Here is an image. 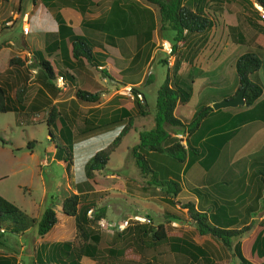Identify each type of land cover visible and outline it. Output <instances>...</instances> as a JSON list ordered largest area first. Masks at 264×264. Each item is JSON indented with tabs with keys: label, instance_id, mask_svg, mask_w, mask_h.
<instances>
[{
	"label": "rangeland",
	"instance_id": "374dc122",
	"mask_svg": "<svg viewBox=\"0 0 264 264\" xmlns=\"http://www.w3.org/2000/svg\"><path fill=\"white\" fill-rule=\"evenodd\" d=\"M56 1L0 0V72L2 74L0 80L6 83L10 95L13 94L15 87L23 86L24 104L29 101L37 87L36 62L25 47L40 50L43 57H47L56 68H64V65L57 49L50 55L44 50V44L51 41L47 37V33L43 37L39 33V36L29 38L30 32L27 34L28 37L21 36L19 26L22 21L21 14L28 12L26 21L29 23L31 21L32 12L30 9L32 3L42 4L45 7L43 11L47 10L53 13L55 8L50 3ZM95 1V4L88 5V12L85 11L87 17L104 15L108 10L107 6L111 5L112 2V0ZM44 2L45 4H43ZM121 2L124 5L131 4L133 6V10L122 6L125 15L124 20L130 26L138 27L142 21L141 16L144 13L140 12V9H148L151 12L154 27L150 41L143 46L136 44L133 34L127 33L120 36L114 33L116 44L112 47L104 42L103 32L95 30L97 35L95 39L104 45L102 49L92 48L96 57L99 58L100 63L98 66L94 67L87 63L83 66H77L74 63L73 68L68 69V72L74 76L75 85L69 84L64 77L61 79L62 84L60 82L57 85L54 79L53 85L56 88L54 96L50 98L49 104L37 115L27 116L28 121L17 119L14 111L0 112V196L17 206L27 216L36 218L42 209L47 206L58 211L61 197L66 193L75 192L78 184L89 191L88 197L92 198L95 203L92 209L102 208L103 217L100 219L110 223V225L121 218L130 220L132 215L137 214L149 218L145 228H154L156 225L161 224L166 231L169 242L162 243L153 249H145L143 254L141 252L142 255L138 253L142 245L140 248H135L136 241L129 237L131 233L128 232V234L125 231V234L118 240V244L125 248V253L117 259L121 264H127L130 261L135 264L137 262L134 258L135 255H138L137 259L139 261H143L144 258L150 259L151 255H155L160 264H186L190 260L189 257H186L185 261L183 255L176 254L169 248L176 241L175 239H186L194 245H200L207 252L209 259L216 264H240L234 251V244H239V251L243 255V240L253 231L260 230L255 228H258V224L264 220V217L259 218L261 214H264V186L261 188L264 183L261 178L259 179L260 196L254 198L249 190L245 194L239 192L242 184L247 182L246 180L250 182L251 176L249 174L253 171L252 169L239 168L235 166V162L231 165L226 162L222 163L223 168L220 169L218 167L220 162H218V165L217 163L212 165L210 171L205 174L201 171V173H197L190 165L185 167V162L179 163L164 153L154 154L149 150H144V156L148 159L151 168L157 173L158 177L166 178V174L169 173L168 177L175 180L180 188L186 186L185 192L182 191L178 196L177 194L171 196L164 191V188L148 184L146 182L148 177L139 174L130 154V147L138 141V131L147 129L152 125L155 92L164 79L166 72L172 75L175 70V75L184 85H190V80L195 79L197 82L198 78H203L205 83L203 85L204 92H210L213 96L225 93L226 86L232 83L235 73L233 65L231 66V75L223 73L220 70L223 61L228 57L235 59V56L240 53L251 50L249 46H253L254 43L258 42L257 40L253 42L254 35L259 34V39L264 42L261 37V35L264 36V30L252 27L244 19L249 16L260 20L258 9L251 3V0H222L221 19L225 24L237 23L239 31L243 38L248 40L249 46L239 42L230 43L224 47L216 58L214 57L213 63L205 64V56L209 49L206 50V43L202 45V50H200L201 46L195 48L196 42L194 41L197 35H187L186 42L177 44V51L171 52L168 56L162 51L160 44L167 42L171 45L172 32L162 30L159 27L157 7L145 0H121ZM204 5L208 6V2L205 1ZM50 12L48 13L50 14ZM75 12L78 13L76 10ZM13 14H16L14 19ZM6 20H11L10 25L3 23ZM46 21L48 22V20ZM46 21L45 23L42 22V26L44 25L43 30L52 32L55 28L53 17L49 20L50 24L48 23V26ZM262 23L261 26L264 28V21ZM209 33L210 30L207 34ZM259 47L264 48V44L262 43ZM191 50H195L194 53L197 52L200 56L197 58L193 56L191 61L188 60L193 53L189 54L188 57L186 54L182 58L187 51L190 53ZM255 52L261 63H264V50L256 49ZM22 54L27 56L23 64L18 67L8 65L10 57ZM100 54L111 56L113 60L110 61L112 63L104 57H100ZM132 56H134V62L129 63ZM163 58L166 60L164 63L162 62ZM178 58L180 62H176ZM211 58L209 61H211ZM198 59L200 60L197 61ZM99 66L109 74L108 77L102 76L103 73L100 71ZM262 66L264 65L262 64ZM134 81L137 82L134 84L129 83ZM127 85L130 86L131 93L126 90ZM75 87L87 91H97V100L88 102L75 98ZM136 92L143 94L149 109L144 114L137 111L136 99L131 97V94L134 96ZM120 105L125 106L132 116L131 124L124 135L123 141L120 140L119 147L117 145L118 148L116 147L109 154L104 167L92 172V179L85 178L83 175L84 165L92 152L105 146L125 124L126 116L122 115L111 121L113 110ZM50 106L58 112V116L65 117V120L69 121V124L64 123L70 130V140H65L66 138L62 134L59 136L51 125L47 126L45 120ZM180 108L181 106H179ZM192 109L194 110L195 107H192ZM87 120L92 123L93 127L91 129H88L90 122ZM62 126L64 127V125ZM48 127L50 128V135L47 133ZM261 134L263 135V133ZM30 140H33V143L27 146L26 143ZM200 141L201 143L205 142L204 140ZM62 142L67 146L69 152L61 147ZM244 148L250 149L247 146ZM240 156L244 158L238 159V162L246 160V153H242ZM209 158L210 155L205 160L207 161ZM211 159L210 161H212ZM162 169L166 170L167 173L164 174ZM191 170L195 174H192ZM200 170L202 169L200 168ZM260 170L264 172L262 167H260ZM228 176L230 180L226 181ZM193 179L194 181L203 182L204 185L213 183L214 186L225 187L228 194L224 197L227 200H217L214 194L210 198L206 197L204 193L209 190L205 188L206 186L197 188L196 194L191 190V180ZM184 194L200 199V205L207 207L205 209L212 216L210 222L217 224L229 223L230 226L234 225L235 228H242L248 224V229L239 233L238 236L232 237L229 246L223 245L219 239L208 234H199L186 208L183 207V204L190 200L183 198ZM233 203L240 206L249 203L252 210H248L246 218H244L242 211L231 210V212L217 209L220 204L228 206ZM248 219H251V221L246 222ZM58 220L59 222L52 228L56 227V230L59 228V231H62L63 237L61 240L72 238L71 221L61 216ZM65 221L69 224L67 225ZM134 225H137V223L134 222ZM35 227V224H32L22 233L3 232L0 254L12 256L16 264H28L31 260H34L38 251L46 255L51 243L46 239H42V235L39 237L36 234ZM262 227L264 228V225ZM92 228H96L99 234L97 246L101 260L113 259L106 256V249L111 246L110 237L113 228L109 225L100 228L96 223ZM147 232V236H149L150 232ZM101 260H93L83 256L80 262L82 264H100ZM190 264L206 263L199 257L192 260Z\"/></svg>",
	"mask_w": 264,
	"mask_h": 264
},
{
	"label": "trees",
	"instance_id": "16d2710c",
	"mask_svg": "<svg viewBox=\"0 0 264 264\" xmlns=\"http://www.w3.org/2000/svg\"><path fill=\"white\" fill-rule=\"evenodd\" d=\"M145 1L157 7L159 27L162 30L172 32V53L177 51V44L186 42L187 35H197L194 41L196 42L195 48L201 46L200 50H202V45L206 43V50L211 49L212 51L209 58L205 61V64H207L212 61H209L211 56L216 57L224 47L228 45L229 38L235 41L233 39H236L237 36L238 40L235 42L239 40L241 42L243 41L241 33L236 31V27L225 24L221 19L220 10L222 0ZM205 1L208 2V6L204 5ZM253 2L257 6L264 8V0H253ZM95 3V0H57L52 3L55 7L69 5L77 9L82 15L81 25L85 33L83 31L80 34L73 33L71 28L64 24L60 14L55 13L54 17L59 39L58 41L44 44L43 48L48 55L58 49L64 68H56L47 57H43L40 50L25 47L31 54L32 59L36 62L37 87L29 101L24 104V87H15L13 89V94L10 95L6 83L0 80V112L14 111L17 115V119L28 121L26 118L27 116L37 115L49 104L50 98L54 96L56 88L53 85V81L55 77L60 75L64 77L69 84L75 85L74 76L68 72V69L73 68L74 63L77 66H83V64L86 63L94 67L98 66L100 61L94 54L92 48L98 47L102 49L103 43L95 40V37L91 35L87 36L86 34H88L87 32L89 30L98 28L104 31V42L110 46H115L116 44L114 33L120 36L127 33L133 34L136 39V44H141L143 46L150 41L154 21L148 9H143V11L142 9L139 10L144 13L141 16L142 21L139 23L138 27H133L126 24L127 22L124 20L125 15L122 9V6H124L129 10H133V6L131 4H122L121 0H112L110 8L108 9V14L93 19H84L83 13L85 12V8ZM209 30L210 33L207 34ZM63 39H67L68 45L66 47L63 45L64 43L61 42ZM258 45L260 46L262 44L259 43ZM194 51L195 50H191L190 53L187 51L182 58H184L186 54L188 57L191 53L193 54L188 61H191L193 56H196L195 58L200 56L197 52L194 53ZM134 56H132L130 60L131 63L134 62ZM100 57H104V59L112 63V61H110L112 59L111 56L100 54ZM26 59L27 56L25 54L12 56L8 60V65L10 67H18L23 64ZM199 60L200 59L197 61ZM162 62L164 63L166 60L163 58ZM176 62H180L179 58L176 59ZM260 63L259 56L253 50H246L240 53L234 60L233 69L237 80L236 91L240 87H244L243 99L245 106H250L262 91L260 84L249 78V74L256 71ZM100 71L105 77L109 76L103 68H100ZM175 73V70L172 75L166 72L164 79L155 92L152 110V125L147 129L139 130L137 133L138 141L130 147V154L139 174L143 177H148L146 181L148 184L155 185L162 189L164 188V191L171 196H175L179 191L177 182L168 177L169 173L166 174V178L158 177L157 173L151 168L148 159L144 156V150H149L154 154L164 153L179 163L185 162V167H187V165H190L199 158V153H201V151L203 153L206 150L207 153L210 154V157H213L221 145L233 134L236 126L259 117L257 109L251 106L229 116L231 121H229L228 126L223 125L225 123L223 120H218L215 122L216 124L209 123L205 126V124L210 121V119H208L210 112H218L220 109L213 110L209 105H201L192 113L188 120L179 119L173 113L174 107L176 104H185L188 101L191 94V87L190 85H184L177 78ZM1 76L2 74L0 72V78ZM133 90H135V88H133ZM139 93L142 95V101L139 100L137 96H133V98L136 99L135 106L137 111L144 114L146 111H149V109L143 94L141 92ZM74 97L82 101L94 102L98 98V92L87 91L75 87ZM262 112L264 114V110ZM47 115L45 120L47 126L51 125L59 136L62 134V136L66 138L65 140H70L71 133L66 125V123L69 124V121L65 120V117L58 116V112L55 111L52 106L48 108ZM112 115L111 121L117 119V116H126L125 124L105 146L92 152L84 165L83 175L85 178L92 179V172L104 167L109 154L115 150L120 143L121 137L126 133L131 124L132 116L126 110L125 106L123 107L121 105L115 108ZM87 121L90 122L88 129H91L93 127L92 123L90 120ZM62 125H64V127ZM47 133L50 135L49 127ZM178 133H185V144H182L180 139L177 138ZM208 133L210 140L203 138L202 141L204 140L205 142L201 143L200 138ZM192 134H194L192 137L194 140H191ZM32 143L33 140H30L26 144L28 146ZM61 147H64L66 152H69L67 146H65L63 142ZM258 171L261 172L260 169ZM163 173L165 174L167 171L164 170ZM260 178L264 183V177L260 176ZM88 194L89 191L87 189L77 184L75 192H69L61 199V213L73 218L74 232L72 238L51 243L46 255L38 251L36 252L34 260H31L28 264H82L80 262L82 256L89 257L93 260H101V256L98 255L99 250L97 246L99 234L96 228L94 229L92 226L97 219L103 217V209H92V214L88 217L86 214L87 210L95 206L94 200L88 197ZM183 207L186 208L199 234H208L215 237L225 246H229L232 237L238 236L239 233L248 229V224L242 228H235L234 225L230 226L229 223L217 224L212 221L210 222L212 216L208 217L204 211L196 209L190 201H186ZM219 210L225 211L222 206H219ZM251 210L252 208L249 211ZM56 220L55 211L50 206L43 208L38 217H29L17 206L0 196V229H2V231H0V245L3 243V232L22 233L30 225L35 224L36 234L41 236L52 227ZM258 225V228L255 229L260 230L253 231L252 234L243 240V255L239 251V244H234V251L239 258L240 264H264V228L262 227L264 225V220ZM125 231L131 233L129 237L136 241L135 248H140L142 245V248H140L138 252L140 254L141 252L143 254L145 249H153L162 243L169 242L168 235L161 224L156 225L154 228H145V224L126 226L124 230L120 232L113 231L110 237L111 246L106 249V256L113 259H103L100 264H121L117 259L125 253V248L118 244V240L125 234ZM147 231L150 232L149 236H147ZM175 240H173L175 242H173L172 245L169 244V248L174 253L183 255L185 261L186 257H189L190 260L186 262V264H190L192 260L199 257H201L206 264H216L209 259L207 252L200 245H194L186 239ZM137 256L138 255L134 256L137 261L135 264H160L159 259H157L155 255H151L150 259L144 258L143 261H139ZM0 264L16 263L12 256L0 254ZM127 264H132V261Z\"/></svg>",
	"mask_w": 264,
	"mask_h": 264
},
{
	"label": "crops",
	"instance_id": "0c3cea01",
	"mask_svg": "<svg viewBox=\"0 0 264 264\" xmlns=\"http://www.w3.org/2000/svg\"><path fill=\"white\" fill-rule=\"evenodd\" d=\"M52 3H50V5H52L55 8L53 13L50 12V11H47V10L43 11V9L45 7H43L42 4L39 5V4H36V3H34V4L32 3L31 9H30L31 12H32L31 21L28 23L29 29H28V32L26 34L20 33L21 36H26V37L29 36V38H34L37 35L39 36V33H41L40 35L43 37L47 33V37L51 39L50 42L58 41L59 38H58V34H57L56 21H55V17H54L55 13H59L60 14V16L62 17V19L64 21V24L68 25L71 28L73 33L80 34V33H82V31L85 33V31L83 30V26L81 25L82 15L77 9H75L74 7H71L69 5L68 6L66 5V6H61V7H55ZM88 8H89V6H87L85 8V11H87ZM109 8H110V4L107 6V9H109ZM75 10L78 11V13H76ZM142 11H143V9H142ZM48 12H50V14ZM106 13L108 14V10H106ZM106 13L104 15H106ZM104 15L101 14V15H98V16H104ZM98 16L96 15V16H93V17H89V16L87 17L85 15V12L83 13V18L84 19H93V18L98 17ZM52 17H53V20L55 21V28H54V30H52V32H46V30H43L44 29V25L42 26V22L45 23V21L48 20V22L46 21V24L48 26V23L50 24L49 20ZM244 19L246 20V22H249V24L252 27L264 30V28L261 26V23L263 22L261 19L260 20H256V19L251 18L249 16H246ZM74 25H75V28H74ZM227 25L235 26L236 27L235 28L236 31L240 32L239 29H238L237 23L236 24H227ZM77 29L79 30L78 32H77ZM95 30H98L99 32H101V30L97 28V29L89 30L87 32L88 34H86V35L87 36L91 35L93 37L97 36L95 34ZM29 32H30V35L27 36V34H29ZM102 32H103V39H104V31H102ZM253 37H254L253 42L255 40H257L259 43H261V44L263 43L264 44V42L259 39V37H260L259 34L256 35V36L254 35ZM261 37L264 39L263 35H261ZM242 38H243V36H242ZM233 40H235V41L238 40V37L236 36V39H233ZM97 41H99V40H97ZM235 41H232L229 38V43L228 44L235 43ZM61 42L64 43L63 45L65 47L68 45L67 39H63ZM238 42L239 43H245L247 46H249L248 45V40H246L244 38H243L242 42L240 40ZM259 43H254L253 46H249V47L251 48V50H254V51L256 49L264 50V48H260L257 45ZM60 45H61V43H60ZM103 47H104V45H103ZM112 47H114V46H112ZM211 53H212V51H211V49H209L207 51L206 56H205V61L209 58ZM235 58H236V56H235ZM211 60H212L211 62L213 63L214 62V57H212ZM234 60L235 59H232V58L228 57L226 60L223 61L222 65L220 67V70L223 73L225 72V73L231 75V70H232L231 66L234 63ZM61 62L63 64V61H61ZM129 63H131V61H129ZM262 64L264 65V63H260L259 68L256 71H254L253 73L249 74L250 80L258 82L260 84L261 88H262V91H261L260 95L253 101V103L250 106H245L244 104H242V105H236V106H233V107L219 108L220 111H218V112H210L211 116L209 115V118H208V119H210V121L207 122L205 124V126L207 124H209V123L216 124L215 122L218 121V120L225 121L226 124L224 123L223 125H227L228 126L229 121H231V119H229V116H232V115L236 114L237 112L245 110V109H247L248 107H251V106H254L255 109H257L259 117L255 118V119H252L250 121L241 123L238 126H236L233 134L227 139V141H225L221 145V147L218 149L217 153L213 157H210L206 161L205 158L209 157L210 154H208L207 151L205 150V152L199 153V158L190 164L191 168H193L194 171H197V173L201 171L203 174H205L206 172L210 171V168L215 163H217V165H218V162H220V164L218 165V167L220 169L223 168L222 163H225V162L227 164H229V165H231L233 162H235V166H237L239 168H243V169H246V170L252 169L253 171L250 172V174H249L251 176L250 177L251 178L250 182L248 180H246L247 182H244L242 184L241 190L239 192L241 194H245V192L247 190H249L250 194L254 195V198H258L260 196L259 195V191H260V181H259V179H260V176H264V172L261 173V172L258 171L260 169V167H262V169L264 170V114L262 112L264 110V76H263V74H264V66H262ZM99 68H101V67L99 66ZM102 76H104V75L102 74ZM135 82H137V81H134L131 84H134ZM194 84H195V88H194ZM204 84L205 83H204V79L203 78H198L197 82H196L195 79L190 80V87H191L190 97H189L188 101L185 104H176L175 105L173 113H174V115L176 117H178L181 120H188L190 118V116L192 115V113L194 112V110L196 108H198L199 106H201V105H209L210 106V104L212 102L220 100V99H223V98H230L236 93L235 92L236 88H237L236 76H235V78H233L232 83H230V84H228L226 86L225 93L217 95V96L211 95L210 92H204V87H203ZM196 88H197V90L195 91ZM179 106H181L180 109H179ZM192 107H195V109L193 110ZM177 110H178V112H177ZM187 115H190V116H187ZM222 127H225V126H222ZM261 133H263V135ZM124 135L122 136L121 141H123ZM193 136H194V134L191 135V140H194V138H192ZM203 138H207V139L210 140L209 133L207 135H203L200 138V140H202ZM243 146L244 147L247 146L250 149L247 150ZM118 147H119V145H118ZM242 153H246V156H247L246 160L238 162L237 161L238 159L244 158V157L240 156V154H242ZM249 154H250V156H249ZM256 154H258V155H256ZM210 159L212 161H210ZM200 168L202 170H200ZM193 170H191V173L195 174V172ZM163 171L164 170H162V172ZM229 180H230V177L228 176L226 178V181H229ZM202 184H203V182H201V181H194V179L191 180V190L196 192V194H197V188L206 186L205 188H208L210 190V192H208L209 190L205 191L204 195L206 197L210 198L214 194V195H216V197H217L216 199L217 200H221V201H226L227 200L226 197H224L226 194H228L227 193L228 191H227V189L225 187L214 186L213 183L212 184H208V185H204V184L202 185ZM262 186H264V185H261V188H262ZM185 187L179 189V191L177 192V196L179 194H181L182 191L183 192L186 191ZM195 187H196V189H195ZM243 187H244V190L242 191ZM183 196H184L183 198H185V199H190L192 204H193V206L196 209L205 211L207 213V215H209V216L211 215L210 213L207 212V209H205L207 207L200 205V199L198 197L196 198L195 196L186 195V194H184ZM63 197H61V199ZM221 197H222V199H221ZM59 206H60V202H59ZM219 206H222V208L225 209V211L226 210H228V211H231V210L242 211L244 213V215H243L244 218H246L247 211L252 208L249 203H245L242 206H240L239 204H236V203L230 204L228 206L227 205L223 206V205L220 204V205L217 206V209H219ZM54 211H55L57 220L52 225V227L56 223L59 222L58 218L61 216L63 218H67L68 221H71L70 229H71V231L74 232L73 218L70 217V216H66V215L62 214L61 210H60V207H59L58 211H56V210H54ZM262 217H264V214H261L259 216V218H262ZM249 221H251V219H248V221H246V222H249ZM65 222L67 223V221H65ZM68 224H69V222L67 223V225ZM52 227L46 233H44L42 235V237H43L42 239H46L47 241H50V243H54L56 241H61V239L63 237L62 231H59V228H57L58 230H56V227L55 228H52ZM68 230H69V228H68ZM39 237H41V236H39ZM65 240H66V238H65Z\"/></svg>",
	"mask_w": 264,
	"mask_h": 264
},
{
	"label": "built area",
	"instance_id": "2783aa9c",
	"mask_svg": "<svg viewBox=\"0 0 264 264\" xmlns=\"http://www.w3.org/2000/svg\"><path fill=\"white\" fill-rule=\"evenodd\" d=\"M253 4L256 7V4L255 3H253ZM256 8L258 9V14H259L260 18L262 20H264V9L261 8V7H259V6H257ZM26 15H27L26 12H23L22 15H21L22 21L20 23V29H21V33L22 34H26L28 32V29H29L28 22L26 21ZM15 16H16V14H13V19H14ZM10 22H11V20H6L4 22V24L5 25H10ZM160 46L162 48V51H164L168 56H170V53H171V45L169 43H167V42H162V44H160ZM168 63H170V62H168ZM61 79H62V76L58 75L57 77H55V83L57 85H59V83L61 82V84H62ZM126 90H128L131 93L130 86L127 85ZM137 93H139V92H136L134 96H137V98L139 100H142V95L141 94H137ZM131 97L133 99L132 94H131ZM177 137H181V135L180 134H177ZM86 214H87L88 217H90V215L92 214L91 208H89L87 210ZM148 221H149V218H147L145 216H140V215H137L136 214V215H132V217L130 218V220L127 219V218H122V219H119L117 221H114L111 225H110V223L104 221L103 219L96 220V224L100 228L109 225L115 231H122L126 226H129L132 223L134 224V222L138 224V223H148Z\"/></svg>",
	"mask_w": 264,
	"mask_h": 264
},
{
	"label": "water",
	"instance_id": "95a60500",
	"mask_svg": "<svg viewBox=\"0 0 264 264\" xmlns=\"http://www.w3.org/2000/svg\"><path fill=\"white\" fill-rule=\"evenodd\" d=\"M243 90L244 87H240L236 93L230 97V98H223L217 101H214L210 104L211 108L213 110L223 108V107H233L236 105H242L244 104V99H243Z\"/></svg>",
	"mask_w": 264,
	"mask_h": 264
},
{
	"label": "clouds",
	"instance_id": "9594fccd",
	"mask_svg": "<svg viewBox=\"0 0 264 264\" xmlns=\"http://www.w3.org/2000/svg\"><path fill=\"white\" fill-rule=\"evenodd\" d=\"M251 3L253 4L254 2H253V0H251ZM254 5V4H253ZM255 6V5H254ZM256 7H257V5H256ZM264 9V8H263ZM22 15V14H21ZM259 15V14H258ZM260 17V16H259ZM261 19V18H260ZM262 20V19H261ZM264 21V20H263ZM178 134H180L181 135V137H177V138H179L180 139V142L182 143V144H185V133L184 134H181V133H178ZM179 189H180V187H179ZM177 194V193H176ZM188 201H190V200H188ZM192 203V202H191ZM91 210H92V208H91ZM202 211V210H201ZM205 212V211H204ZM206 213V212H205ZM207 214V213H206ZM208 217H209V215H207ZM146 217V216H145ZM101 218V217H100ZM99 218V219H100ZM98 220V219H97ZM95 223H96V221H95ZM138 224H147V223H138ZM134 225V224H133ZM130 226V225H129ZM124 230V229H123ZM0 231H2V229H0ZM113 231H115V230H113ZM118 232H120V231H118Z\"/></svg>",
	"mask_w": 264,
	"mask_h": 264
}]
</instances>
